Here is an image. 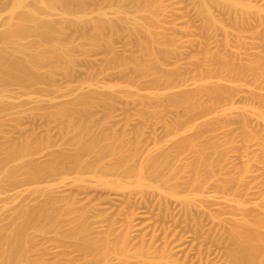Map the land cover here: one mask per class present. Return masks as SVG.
Returning <instances> with one entry per match:
<instances>
[{
	"label": "rangeland",
	"instance_id": "374dc122",
	"mask_svg": "<svg viewBox=\"0 0 264 264\" xmlns=\"http://www.w3.org/2000/svg\"><path fill=\"white\" fill-rule=\"evenodd\" d=\"M12 1L0 0V32L5 29ZM104 1L86 0L79 7L89 20L114 21L116 30L105 34L108 40L104 43L109 45H95L93 23L88 26L81 21L78 25L73 22L77 17L71 16L74 28L66 26L60 37L71 54V71L67 74L56 68L50 78L49 69L60 65L51 60L50 65H55L45 64L43 83L28 90L0 88L4 170L16 164L5 159L6 151L27 137L34 146L51 141L48 148L37 150L21 163L33 160L42 167L55 158L59 164L74 159L72 141L82 122L93 125L92 134L104 137L95 151L84 154L85 166L64 175L50 172L32 182L19 173L15 185L4 173L0 176V227L19 221L26 207L36 211L44 206L54 223L57 221L51 227L43 219L36 221L37 229L27 232L31 239L27 255L17 264H99L95 254L102 247L104 231L114 219L116 231L111 237L119 241L126 216L133 209L136 227L131 232L128 264H143L134 255L142 245L149 250L148 264H165L159 259L163 251L169 256L166 264H231L228 252L234 242L230 230L246 223L254 227L256 220L263 246L258 264H264V119L252 112L257 109L264 114V73L258 70L264 62V27L258 28V19L253 17L251 25L235 28L234 13L221 9L215 13L218 23L211 22L199 13L195 0H117V4L110 0L111 6L109 0ZM253 1L258 6V0ZM159 2L163 6L153 9L158 14L146 7ZM73 4V12L80 10L76 3L72 8ZM99 4L104 8L108 4L105 16L95 13ZM127 10H131L129 15ZM58 12L54 20H60ZM139 22L154 29L160 61L153 62L146 55L139 40H145L137 29ZM239 35L245 42L243 49L237 45ZM227 38L230 47L225 44ZM120 61L126 64L124 69ZM226 68L234 72L222 71ZM206 76L211 78L203 79ZM202 86L221 90L225 96L222 105L204 97L201 104L206 109L188 113L186 95ZM97 92L110 98L82 110L86 119L73 117L70 123V119L56 118L62 107L92 103ZM182 141H192L195 147L179 150ZM163 152L169 155L170 164L163 172L179 170L177 186L175 180L163 184L158 179L151 183L161 186L163 192L153 187L119 191L97 182L100 175L116 181L122 174V170L106 171L105 167L121 161L136 168L147 155L156 157ZM203 154L214 163L211 173L204 165L197 168ZM185 164L190 167L185 169ZM78 177L83 182H77ZM88 242L95 244L96 252L86 249Z\"/></svg>",
	"mask_w": 264,
	"mask_h": 264
},
{
	"label": "bare ground",
	"instance_id": "6f19581e",
	"mask_svg": "<svg viewBox=\"0 0 264 264\" xmlns=\"http://www.w3.org/2000/svg\"><path fill=\"white\" fill-rule=\"evenodd\" d=\"M85 1L86 0H33V2H30V0H13L12 3H10L9 16L6 22L5 29L0 32V88L6 90L12 86H16L19 89L28 90L29 88L35 85L43 83V80L46 77L43 68L45 64L47 65V63L52 62L53 60H56V62H60V65L56 66L54 63L52 65L55 66H52L50 65L51 63H49L50 67L52 66L49 69V72H47L50 78H52V76L54 75L53 71H56V68H60L68 74V72L71 71L72 65L70 59L71 54L69 53V48H67V46L61 45L60 37L64 34L63 31H65V29H62L66 28V26L69 28L71 25H74V21H78V23L82 21L81 23H84L88 26V23H90V25L91 23H93L94 26L91 27H95L94 29L97 31V38L96 36H94L95 41H93L95 45L100 46V43H104V41L108 40V38L106 40L105 34L109 31H115L116 28H114V26L116 24L114 23V21L108 19L89 20L87 15L84 14V11L82 10L83 6H85ZM111 1H107L108 3L110 2L109 5H112ZM28 2L31 4H29ZM115 2L117 4V0H115ZM195 2L199 13L204 14L206 17H208L211 22L218 23V16L216 17L215 13L217 9H221L226 12L228 11L227 13H230V15L234 13V16H232L234 17L233 23L235 24L234 26H236L235 28H239V26L241 28H245L246 25H251L250 20H252L251 18L253 17H257L258 19V28L264 27V0H258V6L253 4V0H195ZM98 3L99 1H97V4ZM71 4H73L72 8L75 5V8L81 5L80 7L82 8H79L82 11L76 10L74 8V10H76L78 13L73 12L70 7ZM145 4H147V2ZM172 4L173 3H171V5ZM100 5L101 4L96 6L97 8L95 9V13L100 16H105L107 13L106 11L109 9L107 8L108 4H105L107 5L106 8ZM158 5H160V2L159 4L148 3L146 7L152 9L151 13L155 12L156 14H158L156 10H153L155 8L160 9ZM168 6H166L165 8H167ZM214 8L216 9L214 10ZM103 10L106 11L104 12ZM57 11H59L58 15L60 17V20L55 19V21L53 16L57 15ZM117 11H114V14H118L119 12ZM127 11V14L131 12V10ZM132 12L134 11L132 10ZM71 16H76L79 20L76 18V20H73L72 22ZM156 16H153V18L155 20H158ZM229 18L231 19V17ZM81 23L78 25H81ZM85 25L82 26L84 27ZM137 26L139 27L137 28L138 31L145 36L144 41L142 39L143 37H141L139 40L144 45L146 55L150 56L153 62H158V60L160 61V59H158V54L155 52L154 48L156 43V40L154 38V29L150 26H146L142 22H139ZM207 27L208 25L206 24L205 28ZM222 28L226 27L223 26ZM224 30L226 31V33L229 32L227 29ZM112 33L113 32H111V34ZM229 39L227 38L226 40V46L230 45ZM237 39V45L240 46L239 49H243V46L245 45L243 38L239 35ZM110 40L111 39L109 38V41ZM105 43L108 44V42ZM112 46H110V49H113ZM246 49L249 50V48ZM248 50H246V52ZM243 52L245 53V51ZM160 55L162 56L161 53L159 54V56ZM243 55L247 54L245 53ZM238 57L240 58V56ZM260 63L261 64L258 66V70L264 73V62ZM119 65L122 69L126 67V64L122 61L119 62ZM224 70L229 73L234 72L233 69L229 68L223 69L222 71ZM209 78H211V76L203 77V79ZM171 80V78L167 80L168 85H170V83L172 82ZM186 96V111L188 113L201 112L205 110V106L201 104V99H203L204 97H207L208 99L212 100L213 103L216 105L221 104V102H223V98L225 97L221 90L213 87L209 88L203 86L193 92L188 93ZM109 98L107 97V95L98 94L97 92L94 94V100L92 101V103L77 102L69 107H62L58 110L56 118L70 119V123L71 120H73V117H79V119H86L87 116L86 118L84 116L82 117V115H84L82 110H89V108H91L96 103H106L107 99ZM82 105L85 107L83 108ZM2 108L3 106H0V110H2ZM227 110L228 108L224 109V111ZM252 110L253 113H257L261 118L264 119L263 112H260L257 109ZM87 122H90V120H87ZM83 123L84 122H82V125L86 126V124L84 125ZM77 126L76 129L74 128L76 130H74L76 134L72 141V148L74 150L73 160L64 162V164H59L58 161L60 160L55 158L54 160H51V162H49V164L45 167H42L39 163L33 160H30L26 164H21L24 158L32 156L39 149L41 150L43 148L45 149L46 147L48 148L49 144L51 145V143H49L50 140L48 139V142H43L42 140L41 143L39 142V144L37 143V146H34L32 141L30 140L31 138L29 139L27 137V139L22 140L19 143L15 142L6 151L5 159L16 164L12 168L4 170L5 166L3 165V163L5 162L0 160V176L4 173L6 180L9 182H14L13 184L15 185L19 173H23V175H25V177L29 181L39 182L50 172H59L64 175L65 172L68 170L76 168L79 169L81 166H85V162L83 159L84 154L95 151L104 137L103 135L100 136L101 134H92L91 129H93V127H90L93 125H91L90 127L82 126V128H79V126L81 127V124L78 127ZM188 146L194 148L195 144L192 141H182L178 144V149L183 150L185 149V147L187 148ZM165 152L161 153L159 156L156 157L152 155H147L143 162L136 168L128 167V162H116V164H113L111 167H105V170H122V174L119 179H117L116 181H110L100 175L97 176V182L107 188L119 191L130 189V187H153L163 192V190H161V186L153 185L151 183V181H155L158 179L163 181V184H167L171 180H175V185L177 186L179 185V177L176 176V172L179 171L178 168L172 169L169 174L168 172H165L166 169L163 172V169L170 165L168 160L169 155ZM197 152L200 153L199 150H197ZM112 154H115L114 149ZM204 155L205 154L199 157V164L197 165V168L199 169L200 165H204L207 170H209V172L211 173L214 163L211 158ZM173 167H175V164H173ZM183 167L187 169V167L189 168L190 166L189 164H185L183 165ZM90 168H94V166ZM196 175H198V172H196ZM133 176L136 177L135 181L130 182L129 179ZM196 180L197 179L195 178L192 181L194 185L197 183ZM77 182H83L82 177H78ZM170 194L176 196L173 191H171ZM47 197L49 199V197H51L50 194ZM191 201L192 200L188 198L186 202V205L188 207H190ZM31 210L30 208L26 207L25 209H23V216L19 221L11 224L10 226L0 227V264H17L19 259L27 255L28 247L31 242L30 236L27 234V232L29 230L37 229L38 226L36 224V221L38 222V220L40 219L45 220L46 227L54 226L53 224L57 222L55 220L54 223L50 211L44 206L41 207L39 210L37 209L36 211H34V209L33 211ZM136 215L137 213L134 209L133 211H130L127 214L125 219L126 227L119 241H114L111 237L115 234V225L117 222L114 219V222L111 221L112 223L109 224L108 229L105 230L103 233L104 236L101 240L102 247L100 249H97V253L95 254L97 260L100 262L99 264L129 263V258L131 256L129 242L132 240L131 232L133 228L136 227ZM253 226L254 227L249 226V223H246V225L244 226L235 227L230 230V235L234 242V246L231 247L228 252L231 264H258V255L261 254V251L263 250L262 238L260 233L258 232V220L255 221V224ZM39 229L44 230L45 228L41 227ZM85 247L91 252H96L94 243L88 242ZM134 255L135 257L140 258L143 261V264H148V260L150 259L149 250L144 248L143 245L135 250ZM159 259L161 261H164L165 264L169 262V256L166 254V251H163L160 254Z\"/></svg>",
	"mask_w": 264,
	"mask_h": 264
}]
</instances>
